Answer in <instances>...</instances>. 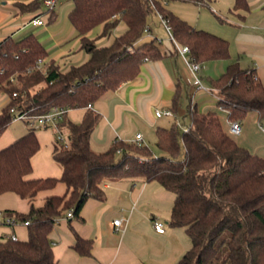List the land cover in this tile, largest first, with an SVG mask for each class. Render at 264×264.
Returning a JSON list of instances; mask_svg holds the SVG:
<instances>
[{
  "label": "trees",
  "instance_id": "16d2710c",
  "mask_svg": "<svg viewBox=\"0 0 264 264\" xmlns=\"http://www.w3.org/2000/svg\"><path fill=\"white\" fill-rule=\"evenodd\" d=\"M168 1L72 0L68 20L79 36L80 47L90 56L65 72L51 61L38 64L47 52L33 34L0 41V91L8 99L0 109V135L18 115L35 116L54 106L65 109L51 126L55 130L52 157L62 166L61 175L30 177L31 157L40 147L36 128L30 125L27 132L0 148V194L13 192L32 200L38 191L52 188L58 181L66 185L65 193L49 195L41 205L30 201L26 212L1 210L16 222L28 220V224L25 239H0V264H57L49 237L57 220L69 209L72 217L81 218L80 210L88 198L102 200L104 183L122 178L156 181L175 195L169 225L183 227L191 243L175 264H264V156L252 153L227 134L215 110L198 111L188 105L186 130L175 120L167 127L156 126L154 144L161 153L146 144L120 139L103 151L90 147V135L100 115L88 103L92 105L104 93L134 78L144 61L166 54L160 40L143 39L149 16H158L169 27L176 51V44L188 45V57L200 64L228 57L226 39L192 26L166 7ZM37 4L39 0H32L20 6ZM233 6L247 8V3L234 0ZM49 17L54 18L53 11ZM120 21L126 28L109 45L97 46L86 35L102 25L100 36H104ZM182 88L177 83L168 108L174 119ZM210 89L216 108L226 112L228 121L242 123L249 112L264 121V85L253 69L231 62L222 74L210 78ZM72 108L84 109L78 123L65 117ZM62 130L67 134L66 145L57 139ZM74 237L75 250L89 254L90 240L78 233Z\"/></svg>",
  "mask_w": 264,
  "mask_h": 264
},
{
  "label": "crops",
  "instance_id": "0c3cea01",
  "mask_svg": "<svg viewBox=\"0 0 264 264\" xmlns=\"http://www.w3.org/2000/svg\"><path fill=\"white\" fill-rule=\"evenodd\" d=\"M31 1L0 0V41L6 37L20 39L33 34L47 52L41 64L51 61L62 72L85 62L90 54L80 47L79 36L68 20L72 0H54L52 7L45 5L43 0H39V4L34 7L20 6ZM246 3L247 8H234V0H202L199 4L187 2L177 12L171 10L192 26L217 34L228 42L227 58L201 63L198 75L202 82L206 77H218L229 63L237 62L242 68L253 69L264 85V0H246ZM49 8L53 11L52 20ZM34 17L40 18L42 24H32L30 19ZM98 27L96 35L93 34L94 29L86 34L94 39L97 46L109 45L126 28L120 21L107 34L100 36L102 25ZM148 27L145 35H152L149 24ZM152 38L161 41L166 54L159 59L144 61L134 78L104 93L91 105L100 115L89 139L93 150L103 151L115 139L129 142L135 133H141L143 144H154L155 134L152 138L151 133L153 127L167 124L160 121L164 115L156 116L155 111L169 108L177 83L189 91L206 89L205 86L194 88L185 84L190 70L183 57L174 49L170 38L162 39L152 35L143 39ZM205 68L208 74L204 72ZM7 100V95L0 91V109ZM209 109L217 108L214 105L202 111ZM186 110L182 117L188 118L185 116ZM83 113V108H72L66 111L65 117L78 123ZM168 117L174 119L173 115ZM226 121L228 126L229 121ZM241 124V132L233 136L229 134L228 127L225 128L221 123L223 130L239 145L264 156V121L259 122L256 113L249 112ZM27 126L26 132L30 125ZM18 133L8 126L0 135V148L19 137ZM35 133L40 147L31 157L30 177H59L62 166L52 157L54 128L37 127ZM40 135L44 137L40 138ZM152 150L158 153L155 146ZM39 154H42L41 157ZM65 191V183L58 181L52 188L38 191L32 200L20 198L16 194L17 204L11 209L26 212L30 201L41 205L47 196L61 195ZM104 192L102 200L88 198L84 202L80 210L81 218L71 217L70 221V217L61 218L54 224L49 237L57 264H175L190 247L185 229L169 225L175 195L158 182L122 178L105 182ZM117 218L120 219L119 225L113 224ZM155 220L163 222V232L154 229ZM11 231L19 239L27 237L26 227L22 224H0V235ZM74 233L90 240L89 254L81 255L75 250Z\"/></svg>",
  "mask_w": 264,
  "mask_h": 264
},
{
  "label": "built area",
  "instance_id": "2783aa9c",
  "mask_svg": "<svg viewBox=\"0 0 264 264\" xmlns=\"http://www.w3.org/2000/svg\"><path fill=\"white\" fill-rule=\"evenodd\" d=\"M43 3L49 7H52L54 4V0H43ZM30 22L35 25L42 24V20L38 17H34L30 19ZM162 24L167 31L169 38L172 40V36L169 31V27L162 21ZM178 53L183 57V59L186 61L189 70H190V76L186 77L185 84L188 86H192L194 88H204L202 79L198 75V71L200 70L201 64L191 58L188 57V53L190 52L188 45H178L176 44ZM41 63V60H38V64ZM15 95V93H13ZM88 106L91 107V104L88 103ZM12 111H14L13 107L11 108ZM65 112V109L59 106L52 107L48 112L35 115V116H28L26 113H23L21 115H18L16 118H22L26 121H28L29 125L37 128V127H51L55 126L56 123L62 118V114ZM156 116L161 115H172V112L170 109H164V110H156L155 111ZM14 118V119H16ZM184 130L187 129L186 126L182 127ZM242 124L238 120L229 121L228 124V132L229 134L238 135L241 132ZM264 130V127L262 128ZM57 139L60 143H66V138L62 137L60 134L57 135ZM130 142H133L137 145H141L142 142V135L141 133H135L132 139L129 140ZM66 145V144H65ZM117 152H120V149L117 150ZM73 213L72 210L69 209L66 211L65 215L60 217L61 218H67L72 217ZM120 219H114L113 224L119 225ZM0 224L8 225V226H14L16 224H22L26 227L28 224V220H25L21 223L16 222L15 217L13 216H5L0 210ZM153 227L157 232H163L164 230V224L161 221H154ZM11 238L13 240H18V235L11 231L7 233H3L0 235V239H6Z\"/></svg>",
  "mask_w": 264,
  "mask_h": 264
},
{
  "label": "rangeland",
  "instance_id": "374dc122",
  "mask_svg": "<svg viewBox=\"0 0 264 264\" xmlns=\"http://www.w3.org/2000/svg\"><path fill=\"white\" fill-rule=\"evenodd\" d=\"M187 2H183L181 0H169L167 2V8H169L170 10H173L175 12H177L178 8L181 7L183 8L185 6ZM187 5V4H186ZM179 14V13H177ZM161 20L158 18V16L156 15H151L148 18V24L151 26L152 28V35H157L158 38H167L169 39V35L166 32V30L164 29L163 25L160 24ZM99 26V25H98ZM96 26L93 29V34L96 35L97 31L99 30V27ZM152 35H144V38H150L152 37ZM207 68L204 69V72L206 74L209 73V71H206ZM203 71V70H202ZM211 76V75H210ZM215 76H211L209 78H214ZM208 77L204 78V86L206 87V89H195L193 91H189L186 90V88H182L181 90V95L179 98V103L177 106V117L176 119H172L171 117H168V115H164L160 121H164L165 123L167 122L166 125H164L165 127L169 126L173 120L176 121V123H178V125L182 128L184 126H187L188 124V118L187 117H182L185 110L187 109L188 105L196 106V109L198 111H202L204 110V108H209L211 106H214V96L212 95V90L210 89V79ZM187 87V86H186ZM216 107V106H215ZM211 110H215L220 122L222 123V125L227 128V115L226 112H224V110L217 108V109H211ZM28 123L22 119V118H16L14 119L9 127H11L14 131L20 132L18 133L20 136L21 134H23L24 132H26V129L28 128ZM163 126V125H162ZM154 130L155 127H153V131L152 133V138H154ZM233 135V134H232ZM61 136L62 137H66L67 134L65 132V130L61 131ZM235 136V135H233ZM44 135H40V138H43ZM155 144L149 143L148 147L150 149L154 148ZM158 153H161L158 151ZM41 157L42 154H39ZM17 196L15 193L13 192H4L0 194V210H3L5 208H15L16 204H17ZM223 255H221L222 257Z\"/></svg>",
  "mask_w": 264,
  "mask_h": 264
}]
</instances>
